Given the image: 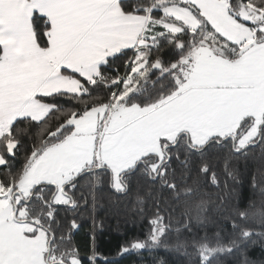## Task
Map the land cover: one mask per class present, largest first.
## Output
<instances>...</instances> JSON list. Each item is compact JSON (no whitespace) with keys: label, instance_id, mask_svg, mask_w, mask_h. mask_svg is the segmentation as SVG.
<instances>
[{"label":"snow or ice","instance_id":"obj_1","mask_svg":"<svg viewBox=\"0 0 264 264\" xmlns=\"http://www.w3.org/2000/svg\"><path fill=\"white\" fill-rule=\"evenodd\" d=\"M83 220L90 264L109 220L264 264V0H0V264H82Z\"/></svg>","mask_w":264,"mask_h":264},{"label":"trees","instance_id":"obj_2","mask_svg":"<svg viewBox=\"0 0 264 264\" xmlns=\"http://www.w3.org/2000/svg\"><path fill=\"white\" fill-rule=\"evenodd\" d=\"M256 164L249 162L247 171L245 172V183L242 186H238L242 198L246 201L248 199H253L257 207L261 206V197L259 193L254 194L250 187L251 176L255 170ZM242 171L243 167H242ZM259 178V177H258ZM108 226L105 230L97 233L95 238V251L98 254L96 258V264H158L156 259H152L153 256H163L164 253L156 252L149 254L148 252L143 253L142 256H137L136 254H126L123 256H117L118 249L122 242L129 239L132 235L137 234V230L131 228L127 225L121 224L123 229V234L113 231L115 223L113 220H109ZM89 221H81L80 228L72 233V238L74 243L78 246L80 252V260L82 264H90L88 259L91 254V242L88 234ZM259 243H264L259 237H254ZM258 255V250L254 253ZM169 256L168 259L175 261L176 264H182V257ZM104 257H107L105 261Z\"/></svg>","mask_w":264,"mask_h":264}]
</instances>
